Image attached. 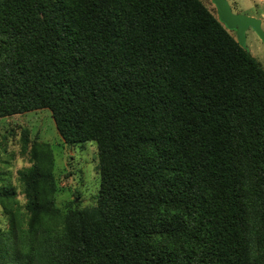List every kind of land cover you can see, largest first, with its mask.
I'll use <instances>...</instances> for the list:
<instances>
[{
	"label": "trees",
	"instance_id": "1",
	"mask_svg": "<svg viewBox=\"0 0 264 264\" xmlns=\"http://www.w3.org/2000/svg\"><path fill=\"white\" fill-rule=\"evenodd\" d=\"M38 109L98 142L100 191L48 239L0 231V264H250L264 68L202 0H0V115ZM51 157L25 172L31 212Z\"/></svg>",
	"mask_w": 264,
	"mask_h": 264
},
{
	"label": "rangeland",
	"instance_id": "2",
	"mask_svg": "<svg viewBox=\"0 0 264 264\" xmlns=\"http://www.w3.org/2000/svg\"><path fill=\"white\" fill-rule=\"evenodd\" d=\"M202 1L218 17L212 0ZM228 1L235 13L259 18L264 29V0ZM229 31L237 39V32ZM246 45L264 68V40L251 28L246 32ZM45 147L52 153V179L42 183L38 193L45 197L52 190L51 205L46 214L42 210L29 211V177L25 175L29 167L39 164L38 158L42 157ZM98 150L99 144L95 140L66 143L49 109L0 115V231L11 229L15 223L20 229L38 227L42 240L48 239L47 230L60 225L56 214H69L95 205L101 186ZM240 167L249 191L255 180L246 174L242 164ZM263 213L260 199L254 205L248 202V225L254 247L250 264H264ZM44 241L41 245L46 246Z\"/></svg>",
	"mask_w": 264,
	"mask_h": 264
},
{
	"label": "water",
	"instance_id": "3",
	"mask_svg": "<svg viewBox=\"0 0 264 264\" xmlns=\"http://www.w3.org/2000/svg\"><path fill=\"white\" fill-rule=\"evenodd\" d=\"M212 2L216 6L219 21L228 30L237 32V40L242 46L247 47L246 32L250 28L264 40V29L259 18L243 13H235L228 0H212Z\"/></svg>",
	"mask_w": 264,
	"mask_h": 264
}]
</instances>
